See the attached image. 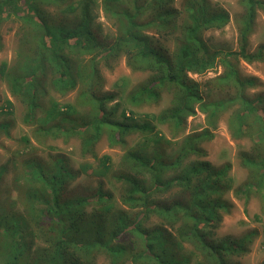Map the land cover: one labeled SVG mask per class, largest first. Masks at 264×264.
<instances>
[{
    "label": "trees",
    "instance_id": "1",
    "mask_svg": "<svg viewBox=\"0 0 264 264\" xmlns=\"http://www.w3.org/2000/svg\"><path fill=\"white\" fill-rule=\"evenodd\" d=\"M96 1L0 0V25L20 21L19 30L29 33L22 39L24 60L11 68L2 63L0 77L10 95L22 103V121L33 127L36 140L68 142L77 137L81 150L96 158L93 148L106 134L110 147L118 145L125 150L121 168L108 179L119 186L116 202L99 178L110 171L109 156L97 157L96 167L81 164L73 171L65 155L52 154L50 146L37 147L23 136L16 152L0 165V264H94L101 254L108 264H232L227 259L243 252L249 236L212 240L207 235L208 228H217L218 212L225 208L221 194L229 189V165L183 162L190 154L202 153L196 144L211 139L209 128H215L221 111L230 103L240 104L239 111L228 120L236 137L246 133L247 119L257 116L264 125L259 107L262 97L252 99L244 93L255 85V79L242 76L237 69L239 59L248 64L264 59V45L247 52L255 15L258 9L264 12V0H239L242 11L234 18L239 51L226 53L211 48L202 38L204 31L221 29L230 18L227 11L208 0H181L179 7H175V0H99L117 28L107 44L91 28V7ZM59 2L66 6L56 16L42 6ZM76 9L81 11V18L63 23L65 12ZM148 32L162 37L177 32L174 53ZM120 54L132 71L152 75L128 96L127 103H118L117 117L115 109L106 108L115 93H101L95 86L99 82L97 64ZM218 59L225 70L205 83L207 90L211 94L216 89L231 88L233 97L224 94L213 100L188 78V73L202 74ZM77 82L83 85L79 104L88 105V112L57 100L44 101L48 88L62 96ZM169 90L171 106L162 115L147 114L150 118L176 137L185 129L186 119L196 114V105L208 127L188 135L179 149L166 155L163 145L170 142L155 131L151 121L137 123L130 107H139L145 100L159 101ZM11 107L6 100L0 105V113L11 115ZM8 128V123H0V132L8 135ZM134 132L144 136L139 144L144 150L151 148L150 154L129 145L126 137ZM260 136L264 139V130ZM44 152L47 159L38 155ZM244 162L261 166V175L253 183L260 192L264 187V156L258 155L256 160L245 157ZM88 171L91 177L98 176L97 184L80 195L75 180ZM167 171H173L168 178L164 176ZM10 175L13 180L8 183L6 177ZM176 187L186 196L163 203L156 200V193ZM90 202L97 205L91 212L85 209ZM150 215H158L162 222L169 218V228L164 223L147 228ZM40 224L52 227L40 230ZM35 238L40 240L36 247Z\"/></svg>",
    "mask_w": 264,
    "mask_h": 264
},
{
    "label": "rangeland",
    "instance_id": "2",
    "mask_svg": "<svg viewBox=\"0 0 264 264\" xmlns=\"http://www.w3.org/2000/svg\"><path fill=\"white\" fill-rule=\"evenodd\" d=\"M181 0H175V7L180 6ZM213 6H219L223 8L229 14L228 23L221 29L211 28L202 33L203 40L213 49L226 52L239 51L238 43V31L234 18L241 13L242 7L239 4V0H208ZM43 8L52 16H56L58 13H63L65 3L47 4L42 5ZM82 13L79 9L75 11L65 12L62 16L63 23H72L75 19L81 18ZM20 21H7L3 25H0V37H1V51H0V66L5 63L7 68L16 67L18 63H21L24 59L22 54L24 53V45L22 39L29 33L22 30L20 27ZM91 28L96 32L97 38L102 43L107 44L114 39L117 28L114 21L106 16L103 11L101 1L97 0L92 4L90 15ZM149 35H154L153 32H148ZM33 37V36H29ZM178 37L177 32L171 34H165V37L159 36L155 33L154 38L159 40L161 44L165 45V48L170 54L175 51V40ZM33 45V43H29ZM264 45V12L258 9L255 15L253 23L252 35L249 38L247 52H254L257 47ZM20 54V55H19ZM85 60L88 57L84 58ZM237 69L239 74L244 77H250L255 79V85L251 88H246L244 93L248 98H254L255 96H261L262 102L259 107L264 114V59L262 61H254L252 63H246L242 59L238 60ZM97 70L99 75V82L95 86L96 90L101 93L112 92L115 93V99L106 103L108 110L115 109L118 117V103H122L128 96L136 91V89L143 85L147 79L152 75L148 71H132L125 62L123 54L109 59L107 61H100L97 64ZM224 66L220 63V59L216 60L215 66L207 69L202 74L188 73V78L198 83L201 91L209 93L207 85L205 84L209 79L215 78L224 72ZM123 83V86H120ZM83 89V85L77 82L76 87L60 96L58 93L53 92L48 88V95L45 98V102H49V99L57 100L60 104H72L78 107L83 112H88V105L81 106L80 91ZM210 94V93H209ZM226 94L233 97V90L227 88L224 90H215L211 92V99L216 100ZM83 98L85 96L83 95ZM172 90L165 91L161 94L159 101L145 100L141 101L139 107L131 106L130 108L134 112V119L137 123H143L147 120L151 121L155 126V131L163 134L170 144H164L163 148L166 155H171L179 149L182 141L188 135H192L208 127L206 124L205 115L200 113L195 105L196 114L186 119L185 129L180 132L176 137L171 136V130L166 126H162L156 123L155 119L150 118L147 114H153L154 116L162 115L163 112L171 106L172 102ZM8 100L12 103L11 115H4L0 113V123L5 122L9 124L8 135L4 132H0V165L7 163L12 157V153L16 152V149L21 144V138L27 136L33 145L37 147L46 148L51 147L48 150L52 154H63L69 159L70 167L73 171H78L81 164H87L92 167L98 166L97 157L107 155L110 158V171L107 176H99L103 183V189L113 193L115 201L118 202L119 186H113L108 182L112 180L111 175L115 174L120 168V160L125 152L120 146L115 145L110 147L106 134H103L93 148L96 158L90 155L89 152L84 153L81 150L80 140L77 137H72L68 142H63L61 139H44L41 142L37 141L32 135V126H27L22 121L24 115V107L21 102L13 98L6 83L0 78V105H4V102ZM117 103V104H116ZM79 104L80 106H77ZM126 106L129 107L128 104ZM4 107V106H3ZM129 108V109H130ZM239 101L230 103L228 107L223 108L221 115L217 120L215 128H209L212 134L211 139H204L197 143V148H200L201 154H190L188 158L183 162L186 165L190 162H208L213 167H219L224 164L229 165V169L226 172V178L228 179L227 185L229 189L225 190L221 194V199L224 201L225 208L218 212L220 221L217 228H213L212 231L208 228V238L212 240L230 239L238 240L241 236H249L248 242L243 249V252L229 256L227 259L232 264H261L264 260V187L260 192H257L256 186H253L256 179L261 175V169L259 165L251 166L244 162V158L250 157L251 159L257 158L258 155L264 156V139H261L260 132L264 130L260 118L257 116L253 120L247 119L246 133L242 136H235L233 134V128L229 127V119L234 117L239 111ZM87 118V117H86ZM253 118V117H252ZM257 123V124H256ZM244 133V132H243ZM33 136V137H32ZM129 145L136 146L139 150H143L148 154L151 153V148L142 149L139 141L144 139L141 133H132L126 137ZM40 157L47 159V152L38 154ZM173 171H167L165 177H170ZM264 174V172H263ZM98 176L91 177L90 171L86 174H79L75 180V183L80 186L77 191L78 194H84L87 188H94L97 184ZM13 177L7 176L6 181L11 183ZM246 189V192L244 190ZM242 192V194H240ZM185 195V194H184ZM180 188H170L164 192H158L154 196L159 202H170L176 197L180 199ZM186 196V195H185ZM97 205L93 202L88 203L85 209L92 211ZM169 218L164 219V222L158 215H150L145 226L151 229L154 226H160L163 224L169 228ZM40 230H47L52 225L40 224ZM46 226V227H45ZM34 229V228H33ZM38 234V227H36V233ZM39 239V238H38ZM34 239V247L40 244V240ZM26 241L30 240V237L25 238ZM189 248H191L189 246ZM192 249V248H191ZM94 264H108L107 258L104 255H99L94 261ZM128 264V263H126Z\"/></svg>",
    "mask_w": 264,
    "mask_h": 264
},
{
    "label": "clouds",
    "instance_id": "3",
    "mask_svg": "<svg viewBox=\"0 0 264 264\" xmlns=\"http://www.w3.org/2000/svg\"><path fill=\"white\" fill-rule=\"evenodd\" d=\"M1 78V77H0ZM1 80H3L2 78H1ZM4 81V80H3ZM5 82V81H4ZM6 83V82H5ZM6 85H7V83H6Z\"/></svg>",
    "mask_w": 264,
    "mask_h": 264
}]
</instances>
